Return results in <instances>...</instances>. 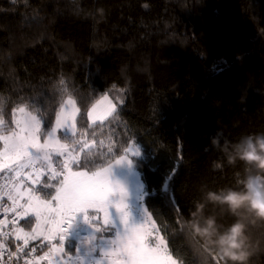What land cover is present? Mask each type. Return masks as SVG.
Wrapping results in <instances>:
<instances>
[{
  "label": "trees",
  "instance_id": "trees-1",
  "mask_svg": "<svg viewBox=\"0 0 264 264\" xmlns=\"http://www.w3.org/2000/svg\"><path fill=\"white\" fill-rule=\"evenodd\" d=\"M104 94L116 110L92 124ZM69 97L89 144L74 146L73 170L95 172L136 144L144 203L170 253L202 264L191 213L204 203L201 223L234 221L204 194L243 189L253 170L222 149L264 132V0H0V108L27 104L54 125ZM250 234L262 249L250 264H264V224Z\"/></svg>",
  "mask_w": 264,
  "mask_h": 264
},
{
  "label": "snow or ice",
  "instance_id": "snow-or-ice-1",
  "mask_svg": "<svg viewBox=\"0 0 264 264\" xmlns=\"http://www.w3.org/2000/svg\"><path fill=\"white\" fill-rule=\"evenodd\" d=\"M102 102H108V97L103 96L87 112L93 123H102L115 112V106L109 102L106 110L97 113ZM79 113L71 97L55 112L54 125L51 119L45 121L27 104H18L9 114L0 108V174H7L3 177L5 182L0 184V209L5 216L0 220V258L6 251L4 238L14 237L16 248L15 252L8 253L9 257L24 252L30 240H41L48 251L39 260L72 264L75 259L76 264H82L79 250L74 257L69 256L65 240L77 215L83 214L84 223L90 224L97 233H111L107 247L100 250V259L95 264H106V261L110 264H178L147 210L143 224L129 225L126 189L110 180L112 165L131 163L127 153L131 151L132 156H138L139 149H125V155L103 172L88 176L86 172L73 171L74 166L83 167L74 146L81 144V151L89 147L87 140L77 139L84 135L77 129ZM117 194L120 198L114 207L120 217L114 225L116 218L109 206L113 204L110 197ZM9 213L11 219H8ZM30 217L35 218L34 227ZM9 227L11 231H5ZM19 241H23L22 246L16 243ZM29 251L35 252L36 248ZM61 256L67 257V261L53 260ZM25 264H38V261Z\"/></svg>",
  "mask_w": 264,
  "mask_h": 264
},
{
  "label": "clouds",
  "instance_id": "clouds-1",
  "mask_svg": "<svg viewBox=\"0 0 264 264\" xmlns=\"http://www.w3.org/2000/svg\"><path fill=\"white\" fill-rule=\"evenodd\" d=\"M227 144V142H226ZM229 163L243 162L253 171L243 181V189L208 191L204 199L225 206L235 217L227 226H218L214 217L201 223L204 203H197L187 222L193 236L203 241L206 254L202 264H250L251 257L262 249L250 234V225L264 224V132L248 133L229 149ZM243 210V214H241Z\"/></svg>",
  "mask_w": 264,
  "mask_h": 264
},
{
  "label": "rangeland",
  "instance_id": "rangeland-1",
  "mask_svg": "<svg viewBox=\"0 0 264 264\" xmlns=\"http://www.w3.org/2000/svg\"><path fill=\"white\" fill-rule=\"evenodd\" d=\"M103 96L108 97V102H102L97 108V113H100V112H103L104 110H106L109 102L115 106L114 102L112 101V99L109 97L108 94H104ZM115 110H116V106H115ZM90 123L94 124L91 120H90ZM0 148H2V144H0ZM129 149L135 150V149H139V147L136 144L132 143ZM127 156L129 159H131V157H132L131 151L128 152ZM54 159H58V158L54 157ZM114 162H112V163H114ZM108 166L101 168L95 172H86V171H83V172H86L88 174V176H91L93 173L103 172V169L107 168ZM73 171H76V170H73ZM110 180L112 181L113 184H118L120 187H123L124 189H126L127 196L125 198V203L127 205L126 211L129 214L128 215L129 225L143 224L145 222L144 212H145V210H147L145 203H144L145 185L141 179L140 173L135 169V167L132 163V160H131V163L125 162V163H122L120 165L113 164ZM119 198L120 197L118 194L114 195L113 197H110V199L113 201V204L109 206L110 207L109 211H110V213L115 215V218H116L114 221V225L117 221H119V217H120V214L116 212L115 207H114V203L116 201H118ZM153 221H154V219H153ZM73 224L83 225V226L87 227V229L90 233L88 238L79 240L80 246H78L79 247L78 250H79V254L81 256L82 264L83 263L84 264H95V261L100 259V250L102 248L107 247V240L111 236V233H102L103 235L99 236V233H97L91 227L90 224L84 223L83 214H78L77 219ZM155 225L158 229L156 222H155ZM34 226H35V223H34ZM122 228H123V225H121V230H122ZM159 235L162 236L160 231H159ZM46 251H48V249H46L45 252ZM44 253L42 255H44ZM69 256H72V255H69ZM173 259H175V258L173 257ZM53 260H65V261H67V257H62V256L61 257H53ZM45 263L49 264L48 259H45ZM72 264H76L75 259H73ZM106 264H110V261H106Z\"/></svg>",
  "mask_w": 264,
  "mask_h": 264
},
{
  "label": "built area",
  "instance_id": "built-area-1",
  "mask_svg": "<svg viewBox=\"0 0 264 264\" xmlns=\"http://www.w3.org/2000/svg\"><path fill=\"white\" fill-rule=\"evenodd\" d=\"M7 174H0V184H3L5 182L4 178ZM39 187V186H37ZM5 203H7V200L5 198ZM5 219V216L3 214L2 209H0V220ZM8 219H11V213L8 214ZM23 226V222H22ZM27 230V229H26ZM5 231H11V227L5 229ZM90 235L87 227L83 225H75L73 224L72 228L69 229V235L67 236L65 240V245L69 241L75 240V239H85L88 238ZM14 237H5L4 243H5V249L3 257L0 258V264H25L26 261H32L37 260L38 264H45L44 260H39L38 258L42 256L40 253L43 249H48L44 246V242L41 240H30L29 245L27 248L24 249V252L17 253L16 255H13L9 257V252H15L16 244L13 243ZM23 245V241L16 242ZM55 243V241H54ZM36 248L35 252L29 251L31 248ZM27 253V254H26ZM84 264V263H83Z\"/></svg>",
  "mask_w": 264,
  "mask_h": 264
}]
</instances>
